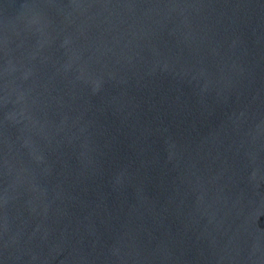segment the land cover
<instances>
[{
  "label": "water",
  "instance_id": "1",
  "mask_svg": "<svg viewBox=\"0 0 264 264\" xmlns=\"http://www.w3.org/2000/svg\"><path fill=\"white\" fill-rule=\"evenodd\" d=\"M0 264H264V0H0Z\"/></svg>",
  "mask_w": 264,
  "mask_h": 264
}]
</instances>
